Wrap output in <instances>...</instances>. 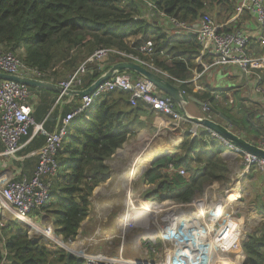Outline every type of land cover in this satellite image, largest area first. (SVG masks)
Masks as SVG:
<instances>
[{"label":"trees","instance_id":"1","mask_svg":"<svg viewBox=\"0 0 264 264\" xmlns=\"http://www.w3.org/2000/svg\"><path fill=\"white\" fill-rule=\"evenodd\" d=\"M151 1L156 12L187 22L197 21L204 13L216 12L220 22L236 14V0ZM148 8L145 0H0V50L18 55L52 80L60 73L69 76L100 48L139 53L140 45L152 40L155 63L171 75L188 80L200 43L191 35L169 36L165 27L159 26L158 15L147 17ZM116 61L111 58L90 64L83 87H89ZM173 83L200 100L215 101L210 93H194L188 83ZM31 90L39 91L34 87ZM42 90L53 94L49 89ZM126 93L114 91L97 98L85 113L73 119L58 152L59 170L52 179L51 198L41 210L54 217V228L65 242L78 237L90 213V196L110 177L106 161L139 131L137 117L143 105L139 101L132 106ZM180 147L183 154L159 157L145 172L143 179L154 185L146 191V199L187 204L206 182L228 179L230 170L221 158L223 145L218 138L209 132L191 140L187 135ZM170 164L176 169L170 170ZM180 168H185L188 176H182ZM241 247L244 264H264V224L249 233ZM0 264L87 262L77 255L69 258L63 248L32 239L27 228L13 219L0 226Z\"/></svg>","mask_w":264,"mask_h":264},{"label":"built area","instance_id":"2","mask_svg":"<svg viewBox=\"0 0 264 264\" xmlns=\"http://www.w3.org/2000/svg\"><path fill=\"white\" fill-rule=\"evenodd\" d=\"M145 1L150 9L155 11V4L151 0ZM244 11L255 16L256 25L253 31L256 30L258 52H261L259 54H255V50L250 48L251 35L248 31L238 28L228 30L225 23H218L209 13H204L195 22H187L167 17L161 11L157 12L179 32L186 31L195 35L200 45L210 50L213 61L207 67L233 65L245 76H250L257 71L264 73V0H239L235 16ZM155 55V44L152 40L143 42L139 53L117 47L100 48L74 72L58 82L63 89L58 93V101L67 96L68 90L84 89V77L89 65L104 62L109 57L119 58L120 61H134L172 82H188L158 66L155 63ZM0 72L46 79L43 71L28 66L18 55L3 50H0ZM114 91L128 92L133 106L141 101L150 108L171 116L177 125L189 121L178 103L163 95L154 83L139 75L135 77L131 72H119L90 95L81 98L80 105L61 118L57 130L49 132L44 128V124L38 123L33 116L30 104L33 95L31 87L17 81L0 79V143L3 146L0 151V163L4 164L2 167L18 156L24 145L23 140L30 139L33 130L45 137V143L38 152V165L31 176L23 173L17 177L13 173L8 174L6 169H3L5 172H0V221H3L0 226L7 222V212L12 213L14 219L23 224L31 225L35 220L41 219H37L31 212L40 210L51 198L52 179L59 170L58 152L73 119L85 113L97 98ZM259 91L264 94V88H259ZM209 109L205 104L204 111ZM192 132L197 136L196 130ZM209 132L242 156L243 174L250 173L252 169L264 172V158L244 151L213 130ZM259 145L264 147V133ZM170 168L176 169L172 164ZM178 171L182 176H188L185 168ZM169 203L170 201L160 204L155 200H145L143 204H135L130 200L121 219L125 233L138 229L149 253L161 258L166 256L165 260L127 258L123 255V246L118 256L103 252H85L77 256L85 259L87 264H244L245 254L241 246L247 237L242 228L237 226L233 214H226L228 208L213 209V206H205L204 201L199 199L196 205H190L194 208L179 211L175 207L168 208ZM136 211L141 213V216L134 219L132 215ZM146 214L149 219L144 222L142 219ZM160 214L161 218L167 220L160 221ZM48 226H43L41 230L47 235H52L54 227Z\"/></svg>","mask_w":264,"mask_h":264},{"label":"crops","instance_id":"3","mask_svg":"<svg viewBox=\"0 0 264 264\" xmlns=\"http://www.w3.org/2000/svg\"><path fill=\"white\" fill-rule=\"evenodd\" d=\"M238 4L239 0H236V6ZM224 23L228 30L238 28L248 31L251 35L250 48L255 50V54L261 53L258 52L259 44L256 39V30L253 31L256 25L255 16L253 14L244 11L241 15L233 16ZM163 24H166L174 30L171 32L165 29V32H167L169 36L174 34L195 36L186 31L179 32V30L171 26L165 18L162 23H159V26H163ZM111 58L114 57H109L106 61ZM118 61H120L119 58H117L116 62ZM212 61L213 55L210 50L204 49L200 45L197 55L194 60L191 61V77L187 80V83L188 87L192 89L194 93L200 95L210 93L214 95V103H211L209 100H200L193 94H190L197 101L190 100L187 104H184L185 109L191 116L213 118L228 126L233 132L244 137L249 142L259 144L264 133V94L259 91V88H264V73L257 71L253 75L245 76L239 68L233 65L207 67ZM112 65L113 64H111V66ZM100 66L102 69L105 67V65ZM49 81L58 84V82L54 80V77ZM37 89H39V91H34L30 99V104L33 108V116L38 123H43L44 128L49 132L57 130L61 118L68 112L77 108L81 103V98L77 96L67 95L62 98V100L58 101L57 92L51 90L53 94H49L45 92V90H42V88ZM126 94L129 93L127 92ZM201 102L207 104L210 109L204 111V105L201 104ZM141 103L143 109L139 112L137 117L140 122L139 131L136 135L129 137L122 147L118 148L112 157L106 161L111 172L110 177L106 182L97 186L90 196V213L82 222L79 235L82 229L83 231H87L92 229L93 226H98L99 228L93 233L98 230L96 234L99 237L108 240H114L115 236L118 237L116 231L119 229L121 231L124 230L121 217L129 201L134 199L132 193L136 192L139 187L142 191L154 187V185L147 184L143 179L145 172L159 157L183 154V150L180 146L187 135L189 140L195 137L192 131L196 130L197 135L202 132H209L206 127L192 120L181 122V124L177 125L171 116L154 110L143 102ZM226 118L230 121L226 120ZM23 143L24 145L18 156L12 160L15 162V166L12 168L9 166L11 165L10 160L7 166H3L6 168H3L2 165L4 164L1 162L0 172H5L3 169H6L8 174L13 173L15 176L23 173L31 176L34 173L38 165V152L45 143V137L40 133L36 134L33 130L31 138L28 140L25 138ZM222 145L221 158L230 170L227 181L230 176H232L230 178V180L232 179L231 183H228L224 187L226 189L225 196H215L214 198L208 197V193L206 192L207 189H213L215 185H218L219 181L209 183L211 185H208V187L205 184L201 191L203 196H200L199 199L204 201L205 206H213V209H233V216L237 226L242 228L243 232L248 236L247 226L249 229L251 224L255 222L256 232L257 229L264 224V185H259L255 181L256 176H258V181H260L259 177L262 176V182L264 183V172L252 169L250 173L243 174L242 156L225 144L222 143ZM207 149L209 150L210 146L207 147ZM2 150L3 146L0 143V151ZM154 154L155 156H153ZM151 155L153 157L148 158V156ZM13 168L16 169V171H14ZM170 170L172 169L170 168ZM247 178H251L249 180H253L252 183L256 182V186L253 188L256 190V195L254 192L255 201L252 199V202L255 204H252L254 209L252 212L255 213L250 212L252 216L251 219L248 218V224L246 226V224L241 221V217L243 216L240 215V217L237 214L238 210L234 209L233 206L237 204L234 202L239 199L237 196H242L243 186L240 181ZM141 179L143 180L141 181ZM227 181H224L222 184H226ZM140 183L142 184L141 186ZM194 200L187 204L176 203L171 200L167 207L169 208L171 206L179 211H183L184 209L194 208L190 206ZM42 212L43 211L40 209L34 212L33 215H35L37 219L42 218L45 222H49L53 226L52 219L54 217ZM145 221L147 220H144V222ZM103 226H108L111 232L108 233Z\"/></svg>","mask_w":264,"mask_h":264},{"label":"rangeland","instance_id":"4","mask_svg":"<svg viewBox=\"0 0 264 264\" xmlns=\"http://www.w3.org/2000/svg\"><path fill=\"white\" fill-rule=\"evenodd\" d=\"M209 14H211L216 19V21L218 23H224V22H220V20L216 17V12L209 13ZM155 15H158V12L148 8L147 17H150L152 19V18H154ZM155 18L159 23H162L164 20V17H161L160 15L156 16ZM163 26L168 31H171V32L174 31L172 28L168 27L166 24H163ZM170 34H172V33H170ZM65 78L66 77L63 76L61 73L54 75V79L57 82L62 81ZM155 154L153 156H155ZM153 156L152 155L148 156V158H152ZM9 166L12 168L13 166H15V162L11 161V165H9ZM13 170L16 171V169H14V168H13ZM260 172H255V173H260ZM18 176L19 175H17V177ZM231 177L232 176H230V178ZM230 178L228 181L226 180L227 181L226 184H222L224 181H219L218 185H215L213 189H210V188L207 189L206 193H208V197L214 198L215 196H217V197L225 196V194H226L225 190L226 189L224 187L228 183H231L232 179L230 180ZM263 178H264V176H263ZM249 179H251V178L243 179L240 181L241 185L243 186L242 196H237V198H239V199L234 201L237 204H235L233 206L234 209L238 210L237 214L239 216L240 215L243 216V217L240 216L242 218L241 221L244 224H246V226L248 224V218L251 219V216H252V214L250 212L254 211L252 204L253 205H255V204L252 202V199H253V201H255L256 190L253 189L256 186L255 183L257 182L259 185L260 184L262 186L264 185V183L262 182V176L259 177L260 181H258V176H256L255 177L256 182H253V183H252L253 180L251 181ZM142 180L143 179H141V181ZM209 183H211V182L205 183L207 185V187H208V185H211ZM138 184H139V182H138ZM141 185L142 184L140 183V186ZM138 187H139V185H138ZM139 188L137 189L136 192L132 193L134 195L133 201L135 204L136 203L143 204L145 202V200H150V199H146V197H145L147 194L146 191L149 190L150 188L145 190V191H142V189H139ZM153 188H151V189H153ZM254 192H255V195H254ZM200 196H203L202 192L197 193V195L195 196L196 198H195L193 204L196 205L198 203ZM137 200H140V201H137ZM167 201H171V200H166L165 202H167ZM158 202L160 204H162V202H160V201H158ZM226 211L228 212V213H226L227 215H229V213L233 214V209H228ZM34 212H37V210L32 211L31 214ZM42 213H46L47 215H51L48 213V211L47 212L43 211ZM252 213H255V212H252ZM0 214H1V212H0ZM139 214H141V213H139L137 211L134 212L132 215V218H134V219L140 218L141 215H139ZM7 216H8V220L14 219V216L12 213L7 212ZM161 216H162V214H160L158 216V219L160 221H166L167 220L166 218L165 219H163V217L161 218ZM154 217H156V216H154ZM108 219H111V218H108ZM121 219H122V217H121ZM143 219L148 220L149 219L148 214H146ZM156 219H157V217H156ZM52 221H53V227H54V218L52 219ZM257 221H259V220H257ZM0 222H3V221H0ZM106 223H108V222H106ZM22 225L25 226V228H27L28 233L32 239H34V240L39 239V240H42L44 243L52 244L53 246H58V247L63 248V249H65L64 247H68L75 253V255H80V254H83L85 252H87V253L103 252L107 255L118 256L121 253L120 250L123 246V248H124L123 255L127 258H134V259H141V260L148 259V258L154 259V260H158V259L165 260L166 259V256H163L161 258V257H158L157 255H151L149 253V251L146 248V244H144V241L142 240V238H140L142 234H141V232L138 231V229L127 231V233H125L123 230L121 231L119 229L120 232H119V230L116 231V234L118 235V237L115 236L114 240H108L106 238L99 237L96 234V232L98 230L95 233H93L97 228H99L98 226H93L92 229L87 230V231H83V229H82L81 234L74 241L65 242L63 240V237L61 235L57 234L55 228H52V235L51 234L47 235L45 232H43L41 230V228L43 226L49 227L48 225H52L49 222L48 223L45 222V220H43L42 218L39 220H35V223H33L31 225H28L25 223L24 224L22 223ZM103 228L108 233L111 232V231H109L108 226H103ZM254 231H255V222H253V224H251L249 229L247 226V234H249V232H254ZM246 237H248V236H246ZM157 247L160 248L159 245Z\"/></svg>","mask_w":264,"mask_h":264},{"label":"water","instance_id":"5","mask_svg":"<svg viewBox=\"0 0 264 264\" xmlns=\"http://www.w3.org/2000/svg\"><path fill=\"white\" fill-rule=\"evenodd\" d=\"M124 71H132L138 74L139 76L147 79L148 81L154 83L163 95L171 97L176 103H178L180 109L182 110V113L189 120H192L195 123L206 127L209 131H215L231 143L242 148L244 151L256 155L258 157L264 158V147L260 146L259 144H253L249 142L244 137L233 132L230 128H228V126L210 117L191 116L185 109L184 104H187L190 100H196L192 95L184 92V90H182L178 85L174 84L169 79L131 60H121L114 63L109 69H107L103 74H101V76L98 77L89 87L79 90H68L66 93L69 96H77L79 98H83L84 96L90 95L100 85H102L105 81L109 80L115 74ZM0 79L17 81L34 88L50 89L57 93L63 91L62 87L59 84L53 83L47 79H37L22 75L7 74L4 72H0ZM201 104L205 105V103L203 102H201ZM226 120L230 121L228 118H226ZM64 248L66 249L67 256L69 258L71 256H76L71 249H69L68 247Z\"/></svg>","mask_w":264,"mask_h":264},{"label":"bare ground","instance_id":"6","mask_svg":"<svg viewBox=\"0 0 264 264\" xmlns=\"http://www.w3.org/2000/svg\"><path fill=\"white\" fill-rule=\"evenodd\" d=\"M131 199V198H130ZM139 215H141V214H139ZM79 246V245H78ZM70 249V248H69ZM76 251V250H75ZM77 252V251H76Z\"/></svg>","mask_w":264,"mask_h":264}]
</instances>
